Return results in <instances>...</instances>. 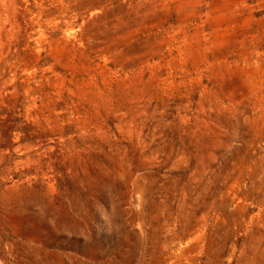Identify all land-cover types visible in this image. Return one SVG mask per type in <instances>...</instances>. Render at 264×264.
I'll return each mask as SVG.
<instances>
[{
	"label": "rangeland",
	"instance_id": "1",
	"mask_svg": "<svg viewBox=\"0 0 264 264\" xmlns=\"http://www.w3.org/2000/svg\"><path fill=\"white\" fill-rule=\"evenodd\" d=\"M0 264H264V0H0Z\"/></svg>",
	"mask_w": 264,
	"mask_h": 264
}]
</instances>
